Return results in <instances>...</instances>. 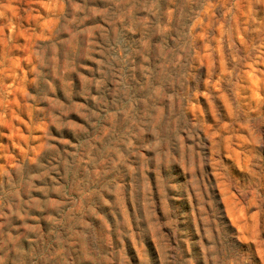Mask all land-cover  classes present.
Here are the masks:
<instances>
[{"label": "clouds", "instance_id": "1", "mask_svg": "<svg viewBox=\"0 0 264 264\" xmlns=\"http://www.w3.org/2000/svg\"><path fill=\"white\" fill-rule=\"evenodd\" d=\"M255 4L264 6V0L230 5L220 0H55L42 5L49 15L37 35L23 23L36 11L31 3L0 0L5 76L19 67L10 55L19 47L17 37L30 40L32 79L18 77L14 83L35 88L34 94L24 92L20 110L28 113L30 139L39 140L36 147L26 146L21 159L10 158L11 167L0 169V264H137L133 246L140 264H157L150 232L158 245L164 242L162 264H178L176 249L161 232L165 227L176 231L167 190L179 188L191 173L188 183L200 191L203 177L197 171L207 163V154L197 150L205 146L201 134L212 141L214 155L229 141L243 139L236 135L239 129L249 132L245 143L264 145L249 118L264 107L258 95L264 71L253 67L264 65V38L259 46L246 41L248 20L237 23L239 15L252 18ZM226 6L216 19L213 9ZM255 31L264 32V25ZM250 72L259 73L255 106L241 103ZM8 96L5 88L0 98L5 125L12 112ZM34 113L41 115L34 119ZM35 131L41 135L33 137ZM243 155L249 163L259 159L255 148ZM153 172L166 222L152 211L145 227L141 205L150 206L151 200L146 196L142 202L139 193L151 191ZM252 175L264 179V169ZM206 207L211 209V201L202 197L207 227ZM221 223L222 235L208 229L204 264H258L255 251ZM259 247L264 249V241Z\"/></svg>", "mask_w": 264, "mask_h": 264}, {"label": "rangeland", "instance_id": "2", "mask_svg": "<svg viewBox=\"0 0 264 264\" xmlns=\"http://www.w3.org/2000/svg\"><path fill=\"white\" fill-rule=\"evenodd\" d=\"M50 2H55V0H24L25 7L31 3L36 11L31 18L26 17L23 23L26 27L36 28L37 35L41 31L39 25H42L43 19L49 15L48 10L42 5ZM210 2L217 3V0H210ZM220 2L230 5L233 0H220ZM241 2H244V0H241ZM225 11H227V6L214 8L215 18L220 19L223 17ZM96 19L99 21V18ZM246 19L248 23L244 26L247 27L248 31L243 34V38L259 46L262 38H264V32L255 31V29L264 25V6L255 4L252 9V18L248 19L244 15H239L237 23L243 25ZM100 23L102 24V21ZM91 24V21L86 22V26H91ZM15 43L19 47L14 48L10 55L17 61L19 67L15 68L14 73L10 72L5 76L3 65H0V98L3 96L4 89L8 88V99L12 101L9 105L12 110L9 114L10 123L5 125L0 122V169L5 165L12 166L10 158L12 161L21 159L27 145L36 147L39 143V140L30 139L28 113L20 110V105L25 100L24 92L34 94L35 88L32 85H26L21 89L18 84L14 83L18 77H24L26 80L32 79L33 74L29 71L31 67L30 57L26 49L30 40L27 36L21 35L17 37ZM42 43L44 42L37 41V44ZM237 44L239 46V37L237 38ZM22 48L25 50L22 51ZM3 50V43H0V60L3 58ZM253 67L259 71H264V65L256 64ZM258 74V72L248 73L247 79L244 81L247 87L241 91L242 104L255 106L256 102L252 97L256 95L253 89L258 87L255 82ZM258 95L264 97V88H259ZM201 101V106L206 107L207 101L203 98H201ZM218 103L220 102L218 101ZM224 111L226 113L227 110L224 109ZM12 114H15V119L11 118ZM40 115L34 113V119ZM249 118L252 127L255 129V134L261 140H264V107H261L257 112H250ZM207 119L211 122V113L208 114ZM40 135L39 131L32 132L33 137H39ZM236 135L238 138L243 139H235L234 142L229 141L220 149L218 155H214L212 141L201 134L205 146L197 150L200 151L202 157L205 153L207 154V163H204L202 169L197 171V177H203V186L200 191L197 192L188 183V180L191 179V173L185 174L187 178L179 188L167 190V209L171 210L168 214L176 221V231L174 233L172 228L165 227L161 229V232L167 237V243L176 249L178 264L181 261H191L192 264H197V261H199V264H204V249L206 246L204 242L209 238L208 229L214 231L218 236L222 235L220 231L223 227L221 221H224L231 231L240 237L238 243L245 248L251 247L255 251L258 264H264V249L259 247L260 243L264 241V179H257L252 175V172L259 173L264 169V145L256 147L245 143L244 141L249 137V132L246 129H239ZM189 143L191 142L189 141ZM5 148L7 151H5ZM252 148H255V154L259 159L249 163L243 154H246ZM256 163L260 167H253V164ZM218 174L220 179H217ZM149 184L151 185L150 192L141 191L139 193L142 202L146 196L150 197L151 200L150 206L143 203L141 205L145 217V227L149 226L152 211L155 212L161 224L166 222L165 201L162 199L160 188L156 185L154 172L151 174ZM33 196L34 198H40L41 193H33ZM202 197L205 201H211V209L207 207L204 209V211H210L211 213L208 217L211 223L207 227L201 215ZM130 203L131 201L125 202L126 206ZM107 211L111 214V209ZM253 227L255 232L252 231ZM249 236L253 238L249 239ZM149 242L157 264H162L161 248L164 242L162 241L158 245L151 232L149 233ZM132 252L136 255L137 264H140L141 256L136 251L135 246L132 247Z\"/></svg>", "mask_w": 264, "mask_h": 264}]
</instances>
